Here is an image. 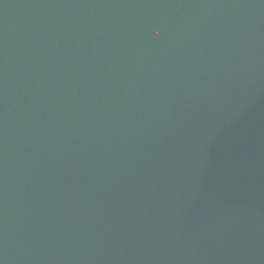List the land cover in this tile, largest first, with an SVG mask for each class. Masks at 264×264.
<instances>
[{
    "label": "water",
    "instance_id": "1",
    "mask_svg": "<svg viewBox=\"0 0 264 264\" xmlns=\"http://www.w3.org/2000/svg\"><path fill=\"white\" fill-rule=\"evenodd\" d=\"M0 264H264V0H0Z\"/></svg>",
    "mask_w": 264,
    "mask_h": 264
}]
</instances>
